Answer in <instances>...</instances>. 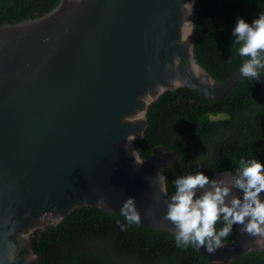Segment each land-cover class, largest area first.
Wrapping results in <instances>:
<instances>
[{
    "label": "water",
    "instance_id": "95a60500",
    "mask_svg": "<svg viewBox=\"0 0 264 264\" xmlns=\"http://www.w3.org/2000/svg\"><path fill=\"white\" fill-rule=\"evenodd\" d=\"M194 4L59 0L42 16L0 26V264H37L36 230L81 206L120 214L127 197L140 224L174 234L163 219L173 193L156 176L178 152L158 145L140 165L132 156L148 106L178 87L216 100L241 77L240 66L217 81L196 62ZM241 227L215 253L195 248L223 264L264 249Z\"/></svg>",
    "mask_w": 264,
    "mask_h": 264
},
{
    "label": "trees",
    "instance_id": "16d2710c",
    "mask_svg": "<svg viewBox=\"0 0 264 264\" xmlns=\"http://www.w3.org/2000/svg\"><path fill=\"white\" fill-rule=\"evenodd\" d=\"M59 0H0V26L42 16ZM264 12V0H195L194 57L211 77L224 81L247 57L238 54L232 35L237 18L251 22ZM260 78L240 77L222 97L208 100L178 87L164 91L147 109L143 138L134 145L147 158L158 145L178 152L162 170L166 189L182 175L232 170L240 159L264 164V69ZM125 225L122 230L118 224ZM223 222L216 224L217 230ZM236 225L224 241L233 240ZM37 264H223L210 262L194 246L177 247L174 234L142 224L128 225L118 213L81 206L56 225L30 236ZM227 264H264V249L232 258Z\"/></svg>",
    "mask_w": 264,
    "mask_h": 264
},
{
    "label": "clouds",
    "instance_id": "9594fccd",
    "mask_svg": "<svg viewBox=\"0 0 264 264\" xmlns=\"http://www.w3.org/2000/svg\"><path fill=\"white\" fill-rule=\"evenodd\" d=\"M232 35L235 37L233 45H239L238 54L248 58L239 69L241 76L258 80V70L264 69V12L251 24L237 18ZM126 139L128 143L124 148L127 150L132 144L129 140H134L135 136L128 135ZM132 156L137 165L144 162L139 150H132ZM160 173L157 180L166 184V177ZM172 184L174 192L164 202L167 211L163 219L174 226L177 247H204L208 253H215L225 246L223 241L231 235L234 225H241V234L259 238L257 243L264 246V199L261 198L264 164L242 158L234 173L225 171L219 179H209L203 172L196 171L175 178ZM233 189L239 190L242 196L237 197ZM161 190L167 192L166 188ZM99 201L107 203V197L102 196ZM120 214L128 225L140 223V212L132 197L124 199ZM219 221L223 222V227L217 230ZM117 224L124 230V224L119 221Z\"/></svg>",
    "mask_w": 264,
    "mask_h": 264
}]
</instances>
